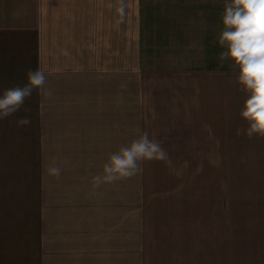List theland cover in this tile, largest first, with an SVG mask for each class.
<instances>
[{"label": "rangeland", "instance_id": "374dc122", "mask_svg": "<svg viewBox=\"0 0 264 264\" xmlns=\"http://www.w3.org/2000/svg\"><path fill=\"white\" fill-rule=\"evenodd\" d=\"M124 2L121 18L119 0H0V94L23 86L28 71L37 67L45 71V89L51 91L47 96L44 90H33L18 112L0 120V183L12 182L0 184V202L9 208L17 205L33 218L36 180L41 178L39 187L52 195L47 199L50 204L68 203L54 200L69 199L61 195L90 187L95 195L119 192L127 201V213L135 211L139 219L167 207L162 216L173 217V211L178 215L173 217L177 225L180 215L190 210L194 215L221 211L216 223L213 216L192 218L198 229L192 237L196 240V233L215 231L231 243V255L185 247V256L153 263L194 264L187 260L192 259L186 255L190 251L205 253L200 261L207 264H264V142L243 133L230 137L228 127L215 130L217 137L201 145L191 143L194 129L184 130L186 139L180 142H190L180 146L173 143L178 139L168 136L173 131L168 119L179 115L183 96L192 103L198 95L186 81L169 77L170 72L188 67L237 69L231 61L219 58L224 50L218 37L226 0ZM115 49L120 51V63L123 57L126 61V126L121 131L126 145L147 132L161 143L168 159L144 161L136 175L93 190L92 177L102 173L110 154L121 146L109 135L117 129L104 126L117 119V110L106 96H98L99 79L91 80L94 89L88 94L85 77L98 68H93V61L99 66L106 57L112 64V58H117ZM224 89L223 99L230 94ZM22 117H28L31 124L19 127L17 120ZM244 124L238 121L237 126L244 129ZM49 166L62 169L59 179L47 174ZM165 219L159 218L157 227ZM163 240L172 242L166 236ZM160 249H164L161 253L168 250ZM134 261L133 249H127L125 264Z\"/></svg>", "mask_w": 264, "mask_h": 264}, {"label": "crops", "instance_id": "0c3cea01", "mask_svg": "<svg viewBox=\"0 0 264 264\" xmlns=\"http://www.w3.org/2000/svg\"><path fill=\"white\" fill-rule=\"evenodd\" d=\"M2 7L9 6L3 4ZM113 52L117 54V58H112V64L106 57L101 58L99 66H95L93 61V68H98L95 71H89L90 75L85 77V80L88 81L86 91L90 94L94 89L91 80L99 79L98 96H106L109 101H112L113 110H117L118 120H111V122L109 120L104 126L117 129L110 131L109 135L112 134L115 144L120 147L126 145L125 134L121 132L125 131L126 126V61L123 57L120 63V51L115 49ZM170 73L172 74L169 77L174 75L173 78L181 79V82L186 81L189 89L195 87L198 94L191 103L188 101L190 98L184 95L186 86L183 91L181 90L184 95L182 109L177 110L179 115L174 116L175 118L168 119V123L172 121L171 128H173L168 136L179 140L173 139L175 145L180 146L183 142H190L189 139L180 142L186 139L185 129H192V131L194 129V134L189 135L194 145H201L207 138L209 140L216 138L215 130H223L224 127H228L226 129L229 131L228 136L236 134L239 128L238 121H243L239 113L246 99V94L237 82V69L188 67ZM81 75L83 74L80 73ZM105 81L109 84H105ZM141 84L139 80L138 88ZM223 88L230 92L228 98H222ZM201 93L204 97L200 96ZM246 127L245 122L244 129ZM254 138L255 141L264 142V137L253 136L252 140ZM41 152L42 150L39 154ZM43 181L44 179L41 178L36 180V216L33 218L17 205L13 204L9 208L0 202V264H125L127 249H133L135 264H152L153 261L158 262L162 258L168 259L166 261L168 262L175 256L183 257L185 247L188 250L195 249V247L201 251L209 249V254L217 253L218 256L224 252L231 255V243L227 244L221 235L215 234V231L211 233L205 231L203 235L196 233V240L192 237L193 233L198 230L197 226L191 223L192 218L213 216V222L216 223L215 218L221 216V211L203 214L200 212V215H194L190 210L180 215L177 225L175 219L178 215L173 211L171 213L175 219L171 215L162 216L168 211L167 207L161 209L159 214H149L139 219L140 216L135 211L133 215L127 213V201L119 192L117 194L102 192L95 195L90 187L61 195L64 197L67 195L69 199L54 200L68 201V203L50 204L47 199H51L49 197L52 195L43 193L42 187H39L43 185ZM31 183L35 182L26 184ZM181 191L187 192L186 189ZM203 192L206 193V190ZM222 201L223 199L221 203ZM224 201L226 202L224 204H227V201ZM66 205L70 208H60ZM164 205L166 206V203ZM214 214H217L216 217ZM127 217H132V220L127 222ZM159 218H166L162 227H157ZM165 236L169 237L172 242L164 243ZM178 238L179 241H177ZM160 248H168V250L161 253L160 251L164 249ZM227 249L229 251H225ZM186 255L192 257L191 260L187 259L189 263L194 261V264H207L206 260L200 261V257L204 258L205 253L195 254V252L188 251ZM183 263L180 261L176 264Z\"/></svg>", "mask_w": 264, "mask_h": 264}, {"label": "clouds", "instance_id": "9594fccd", "mask_svg": "<svg viewBox=\"0 0 264 264\" xmlns=\"http://www.w3.org/2000/svg\"><path fill=\"white\" fill-rule=\"evenodd\" d=\"M126 4L119 0L117 8L121 18L125 15ZM223 29L218 43L224 50L219 54L221 61L229 60L238 69L237 82L246 94L240 118L246 122V129L237 128L236 135L243 133L248 138L264 137V0H226L221 15ZM47 76L39 67L29 70L23 86H13L0 94V120L18 112L33 90H45ZM31 124L28 117L17 120L19 127ZM168 152L161 143L150 139L147 132L121 146L110 154L103 164L101 174L92 177L93 190L105 183H114L130 178L141 170L144 161H165ZM47 174L60 178L62 169L57 166L46 168Z\"/></svg>", "mask_w": 264, "mask_h": 264}]
</instances>
